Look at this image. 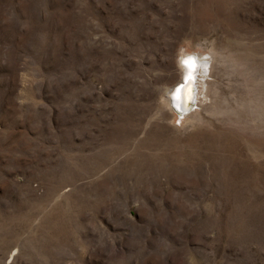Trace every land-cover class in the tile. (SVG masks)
<instances>
[{
  "label": "rangeland",
  "instance_id": "obj_1",
  "mask_svg": "<svg viewBox=\"0 0 264 264\" xmlns=\"http://www.w3.org/2000/svg\"><path fill=\"white\" fill-rule=\"evenodd\" d=\"M0 264H264V0H0Z\"/></svg>",
  "mask_w": 264,
  "mask_h": 264
},
{
  "label": "bare ground",
  "instance_id": "obj_2",
  "mask_svg": "<svg viewBox=\"0 0 264 264\" xmlns=\"http://www.w3.org/2000/svg\"><path fill=\"white\" fill-rule=\"evenodd\" d=\"M186 52L188 53V51H185V54H182V55L179 54L180 60L178 61L177 65H176V67L179 71V80L177 81V83L173 87L167 89L166 97L164 96V100H166L167 105L170 106V110H174V112H176L174 105L177 103L178 96L181 97V94H182L184 106L187 103H189L190 100L195 101L194 102L195 106L193 109L191 107L190 108L185 107L186 109H185V111L183 110L184 112L182 111L181 114L177 113L178 115L176 116V120L179 119L182 123L190 121L189 120L190 118H191V120L192 119L194 120L195 117H193V115L197 112V109L200 106H202V102H203L204 98L209 97V93H210L209 91H210L211 83L209 82L208 79L211 77V71H212V62L211 61L213 58V57H210L211 59H208V58L198 59L197 63L200 64L201 67L199 68V66H197L198 69L195 72V74L193 75V79H191V77H190L191 73H190L189 67H188V70H184L185 68H183L181 66L183 64H180V62L183 59L190 56V55L186 54ZM209 53H212V52H209ZM196 56H198V55H196ZM180 84H183L184 87L183 88L179 87ZM192 123H190V124H192Z\"/></svg>",
  "mask_w": 264,
  "mask_h": 264
},
{
  "label": "water",
  "instance_id": "obj_3",
  "mask_svg": "<svg viewBox=\"0 0 264 264\" xmlns=\"http://www.w3.org/2000/svg\"><path fill=\"white\" fill-rule=\"evenodd\" d=\"M197 61H198V59L197 58H195V57H193V56H189V57H187L183 62H184V66L186 67V69L188 70V67H189V69H190V77H191V79H193V75L195 74V72L197 71V65H199L198 63H197ZM179 87H184V85L183 84H180L179 85ZM195 101H193V100H190V102L189 103H187L185 106H184V104H183V98H182V94H181V97L180 96H178V98H177V103L174 105V107H175V109H176V112L178 113V114H181V112L184 110L185 111V109L186 108H194V106H195V103H194ZM186 107V108H185ZM183 111V112H184Z\"/></svg>",
  "mask_w": 264,
  "mask_h": 264
}]
</instances>
